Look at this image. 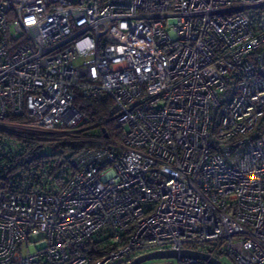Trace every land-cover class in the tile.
I'll use <instances>...</instances> for the list:
<instances>
[{
    "label": "built area",
    "instance_id": "1",
    "mask_svg": "<svg viewBox=\"0 0 264 264\" xmlns=\"http://www.w3.org/2000/svg\"><path fill=\"white\" fill-rule=\"evenodd\" d=\"M77 97L120 141L0 174V264H264V0H0V170L21 126L85 123Z\"/></svg>",
    "mask_w": 264,
    "mask_h": 264
},
{
    "label": "trees",
    "instance_id": "2",
    "mask_svg": "<svg viewBox=\"0 0 264 264\" xmlns=\"http://www.w3.org/2000/svg\"><path fill=\"white\" fill-rule=\"evenodd\" d=\"M74 105L85 116L86 122L80 127L86 129L98 127V132L104 129L108 138L120 141V133L114 127L113 114L111 113L112 102L91 101L86 98L77 97ZM12 119V118H11ZM14 119V118H13ZM19 120V118H15ZM97 134V133H96ZM82 133L84 136L96 135ZM264 135V117L256 125L252 136L255 139ZM17 148L3 157L4 167L0 170L1 177L9 178L24 177L29 174L37 176L40 166L45 167L49 173H55L63 168L69 157L84 147H99L104 143L88 139H80L73 134H56L53 132H32L16 136ZM1 161V160H0Z\"/></svg>",
    "mask_w": 264,
    "mask_h": 264
},
{
    "label": "water",
    "instance_id": "3",
    "mask_svg": "<svg viewBox=\"0 0 264 264\" xmlns=\"http://www.w3.org/2000/svg\"><path fill=\"white\" fill-rule=\"evenodd\" d=\"M102 131H104L103 128ZM104 136H107V134L104 133ZM178 256L196 258L198 260L205 261L208 264H223L219 259L215 257H211L200 251L188 250V249H183L179 253L176 252L175 250H157V251L147 252L134 258L130 262V264H142L145 262L162 260V259L168 261L153 262L150 264H172L171 260L176 259Z\"/></svg>",
    "mask_w": 264,
    "mask_h": 264
},
{
    "label": "rangeland",
    "instance_id": "4",
    "mask_svg": "<svg viewBox=\"0 0 264 264\" xmlns=\"http://www.w3.org/2000/svg\"><path fill=\"white\" fill-rule=\"evenodd\" d=\"M21 129H25L24 131L25 132H33L31 129H29V128H27V127H24V126H21L20 127ZM67 131V130H66ZM118 131V130H117ZM68 132V131H67ZM104 132V131H103ZM63 133V132H62ZM61 133V134H62ZM71 134H73V135H77V136H79L80 137V139H88V140H94V141H99V140H97V138L96 137H94V136H92V135H90V136H84V135H82V133L84 134V133H90V134H96V133H98V127H91V128H89V129H86V126H83V127H79V128H77L76 129V131H71L70 132ZM69 133V134H70ZM104 133H106V132H104ZM99 142H102V141H99ZM102 143H104V142H102ZM165 261H168V260H155V262H165ZM171 261H173V264H177V261L175 260V259H173V260H171ZM221 261H222V263L223 264H235L234 262H233V260L232 259H230V258H227V257H223V258H221ZM153 262V261H152Z\"/></svg>",
    "mask_w": 264,
    "mask_h": 264
},
{
    "label": "flooded vegetation",
    "instance_id": "5",
    "mask_svg": "<svg viewBox=\"0 0 264 264\" xmlns=\"http://www.w3.org/2000/svg\"><path fill=\"white\" fill-rule=\"evenodd\" d=\"M153 262H155V261H153ZM152 261H150V262H145V263H142V264H150V263H153ZM172 262V261H171ZM172 264H173V262H172Z\"/></svg>",
    "mask_w": 264,
    "mask_h": 264
}]
</instances>
